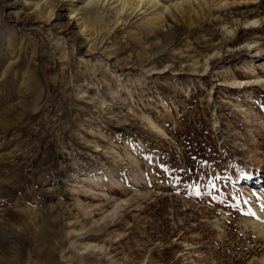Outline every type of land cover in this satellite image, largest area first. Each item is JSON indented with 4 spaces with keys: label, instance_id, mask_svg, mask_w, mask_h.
Listing matches in <instances>:
<instances>
[{
    "label": "rangeland",
    "instance_id": "obj_1",
    "mask_svg": "<svg viewBox=\"0 0 264 264\" xmlns=\"http://www.w3.org/2000/svg\"><path fill=\"white\" fill-rule=\"evenodd\" d=\"M158 1L0 0V264H264V0Z\"/></svg>",
    "mask_w": 264,
    "mask_h": 264
},
{
    "label": "bare ground",
    "instance_id": "obj_2",
    "mask_svg": "<svg viewBox=\"0 0 264 264\" xmlns=\"http://www.w3.org/2000/svg\"><path fill=\"white\" fill-rule=\"evenodd\" d=\"M9 1H11V3H16V0H7V2H9ZM29 1H31V0H27V2H29ZM106 1H111V4L109 6L111 8H113L114 10H117L121 16H127V18L132 16L134 14V11H137V10H142V9H145L148 11L153 10L154 12L158 13V15H159V12L166 11L169 9L168 6H163L162 4H160V2L158 0H95V5H94L95 12L94 13L90 12L91 13V16H90L91 19L96 20L97 17H99V15H98L99 14V8L98 7L105 8L106 7V4H105ZM39 5H40V3L37 4V6H39ZM41 7H42V5L39 7L40 10H41ZM61 7L65 8L64 5H60V8ZM49 18L51 19V17H49ZM88 19H89V17H87L85 19V16H81L79 19L75 16H71V18H70V20L73 21V24L76 27H78V29L80 30V34L85 38V41H87L86 46L88 48L82 50L86 54L90 52L89 48H90V42H91L89 35L86 33L88 30L87 29L88 27L86 26L87 25L86 21ZM120 22L123 23V20L120 19L119 23ZM23 23L26 25H30L31 21L26 20ZM32 24L33 23H31V25ZM233 85L240 86L238 84H233Z\"/></svg>",
    "mask_w": 264,
    "mask_h": 264
}]
</instances>
